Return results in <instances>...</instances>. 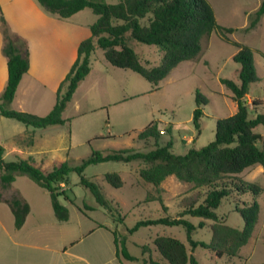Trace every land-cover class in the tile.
<instances>
[{
    "label": "rangeland",
    "instance_id": "1",
    "mask_svg": "<svg viewBox=\"0 0 264 264\" xmlns=\"http://www.w3.org/2000/svg\"><path fill=\"white\" fill-rule=\"evenodd\" d=\"M105 1L116 3L119 0ZM260 1L209 0L217 23L234 28V31H213L204 36L199 55L193 60L180 62L159 82L157 89H153L151 83L139 73L111 65L103 50L96 48L90 55L89 73L80 82L62 113L65 119L63 124L33 128L0 115V144L4 147V159L12 161L31 157L32 164L47 173L64 160L72 166L79 165L93 150L132 148L148 151L154 147V140L138 139L137 134L153 120L160 121V126L166 130L158 140L159 143L171 140L172 150L177 154H183L191 147L199 148L208 144L215 138L216 120L236 111L237 104L231 91L221 82V78L239 82L240 64L233 60L238 49L236 42L255 50L254 61L260 80L251 83L245 100L252 115L264 114V15L253 28H248ZM35 8L58 20L59 33H63L59 34V41L66 40L65 34L69 35V40L73 37L75 41L88 37L90 25L95 22L97 15L90 8H84L68 18H61L45 11L37 0H0V39L3 37V17L10 32L17 35L20 33L30 42L33 60L31 72L23 77L18 93L8 107L18 110L21 107L24 108L22 111L42 116L56 102L57 87L54 83L60 74L61 64L58 62L47 66L39 60L48 56L44 52L45 39L37 34L42 30H55V27L49 20L37 19L39 13ZM30 18L35 22L29 23ZM131 45L142 64L161 63L163 52L156 45L137 40H132ZM53 57L55 62L56 55L53 54ZM64 57L66 55L60 59ZM197 89L207 98V103L201 105L204 114L200 118V133H197L192 121ZM253 100L260 104L254 105ZM254 130L262 135L259 145L264 150V124H258ZM144 165L143 161H105L90 164L83 172L84 176L102 186L106 197L118 206L122 220L113 218L97 203L91 191L80 183L78 173H68L66 181L59 186L67 190L71 200L66 199L62 193L58 198L69 210V224L91 226L94 220L105 221L116 230L119 239L126 237L129 252L140 258L128 260L122 257L123 264H144L142 258H157L153 239L158 235L173 236L183 241L189 253H193L200 264H264V190L255 198L259 214L253 233L238 251V256L231 261L216 256L211 249L201 246L191 249L183 225L156 224L139 227L129 234L127 228L133 227L140 219L176 215L179 211L177 196L188 191L191 186L169 176L160 186L155 187L141 179L139 170ZM108 172L119 173L123 185L114 187L109 184L104 179ZM239 176L245 181L259 182L264 188V168L260 164L245 169ZM0 195L11 198L18 196L29 204L32 212L28 224L56 220L49 191L40 187L28 174H15L14 181L6 187L0 179ZM148 195L160 197L163 205L158 200L148 199ZM11 198L0 202V212H7L12 225L14 215L10 206ZM252 199L251 193L242 196L245 202ZM85 205L95 207L89 209ZM236 207L237 203L233 199L230 202L224 201L216 211L226 219L227 224L242 228L244 220L235 210ZM184 217L196 225L199 222V218ZM210 223L206 221L203 227H197L193 239L210 242ZM144 247L145 253L142 252Z\"/></svg>",
    "mask_w": 264,
    "mask_h": 264
},
{
    "label": "trees",
    "instance_id": "2",
    "mask_svg": "<svg viewBox=\"0 0 264 264\" xmlns=\"http://www.w3.org/2000/svg\"><path fill=\"white\" fill-rule=\"evenodd\" d=\"M48 13L68 18L84 8H90L97 19L90 25V35L81 40L77 47L74 62L59 83L56 102L46 115H37L27 111L9 108L22 76L29 68V55L26 42L19 35L10 32L5 19L1 17L4 46L7 56V82L0 94V115L22 122L27 127L46 128L50 125H61L65 122L62 113L72 99L80 82L90 71V55L96 49L103 50L107 61L116 67L131 69L146 80L153 89L180 62L193 60L202 48L201 40L213 31L232 32L234 28L224 27L217 23L215 12L209 0H119L107 3L105 0H37ZM264 15V0L260 1L253 13L248 28H253ZM132 40L156 45L163 52L162 61L158 65H144L131 45ZM238 47L233 60L240 64L238 80L221 78V82L231 91L236 102V111L226 117L216 120L215 138L208 144L196 148L191 147L183 154L172 150V141L159 143L165 128L160 121L153 120L138 132V139L152 138L154 147L148 151L132 148L93 150L76 166L62 161L45 173L40 167L32 164L31 157L6 161L3 157L4 147L0 144L1 182L4 187L11 184L15 174H28L40 187L49 191L51 205L55 217L64 221L69 218L67 206L59 201L62 193L66 199L70 196L60 191V184L66 181L68 173L75 171L80 176V183L94 195L97 203L103 206L116 220L123 218L114 201L107 198L102 186L84 176L85 168L90 164L105 161H143L139 175L144 182L155 187L169 176L178 181L191 184L188 191L177 196L179 211L176 215H165L157 218L138 220L129 234L139 227L162 224L183 225L187 232V241L191 249L201 246L211 249L216 256L229 261L238 256V251L251 237L258 219L259 205L256 197L264 188L256 181H245L239 174L256 164L264 168V150L259 142L262 135L254 130L258 124H264V114L252 115L247 106L245 96L251 83L260 80L257 73L254 52L245 44L235 43ZM64 89V90H63ZM63 90V92H62ZM196 108L193 110L192 121L197 133H200V118L203 116L201 105L207 103V98L197 89L195 92ZM254 105L260 104L253 100ZM163 131V133L161 132ZM104 179L114 187L123 185L119 173L108 172ZM251 193L253 199L249 202L242 196ZM148 199L158 200L148 195ZM235 200V210L244 220L242 228L227 224L220 217L217 209L224 201ZM242 204V206L238 205ZM10 206L14 215V225L20 228L30 210L29 204L20 197H13ZM89 209L93 206L85 205ZM166 209V206H164ZM199 218L194 224L184 216ZM116 216H119L117 219ZM206 221H211V240L204 242L194 240L192 235L197 227H203ZM116 256L128 260L140 258L132 255L126 246V237L119 239L116 230L113 231ZM153 245L158 253L157 258H142L144 264H200L193 253H189L186 244L176 237L158 235L153 239ZM143 253L146 252L145 247Z\"/></svg>",
    "mask_w": 264,
    "mask_h": 264
},
{
    "label": "crops",
    "instance_id": "3",
    "mask_svg": "<svg viewBox=\"0 0 264 264\" xmlns=\"http://www.w3.org/2000/svg\"><path fill=\"white\" fill-rule=\"evenodd\" d=\"M35 9L39 13L37 19L47 22L49 20L54 23L55 30L53 28L42 30L37 36L45 39L44 52L48 56L41 57L39 60L45 62L47 66L51 63L60 62L59 64H61L60 74L54 83L58 87L76 58L80 41H75L73 37L69 40L68 34H65L66 40L59 41L58 36L63 33H59L58 20H54L52 16L37 8ZM30 19L29 23L34 21L33 18ZM51 26L53 25L51 24ZM21 38L28 41L26 37L22 36ZM3 44L2 37L0 39V94L7 82V56L2 49ZM27 45L29 68L22 76L14 97L19 91L23 77L32 70V47L29 41ZM53 54L56 55L55 62ZM63 55L66 57L60 59ZM23 109L20 107V110ZM60 191L67 192L64 188H61ZM10 198V196L0 195V202H5ZM31 212L30 207L20 228L15 227L14 220L11 225L9 215L5 210L0 212V264H123L121 259L116 256L114 229L105 221L94 220L95 222L91 226L82 224L76 226L69 224V214V218L64 221L55 217L56 220L28 224Z\"/></svg>",
    "mask_w": 264,
    "mask_h": 264
},
{
    "label": "built area",
    "instance_id": "4",
    "mask_svg": "<svg viewBox=\"0 0 264 264\" xmlns=\"http://www.w3.org/2000/svg\"><path fill=\"white\" fill-rule=\"evenodd\" d=\"M163 133V131H161Z\"/></svg>",
    "mask_w": 264,
    "mask_h": 264
}]
</instances>
